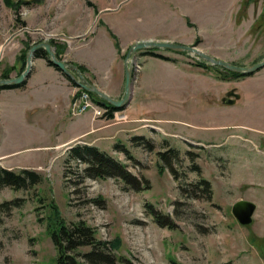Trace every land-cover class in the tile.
I'll return each mask as SVG.
<instances>
[{"label": "rangeland", "instance_id": "obj_1", "mask_svg": "<svg viewBox=\"0 0 264 264\" xmlns=\"http://www.w3.org/2000/svg\"><path fill=\"white\" fill-rule=\"evenodd\" d=\"M124 1L0 0V49L6 44L0 57V80L20 77L30 49L46 42L58 60L70 65L76 75L81 67L86 81L95 84L93 71L72 61L71 50L74 44L88 43L89 36L104 24V14L119 11L141 25L148 24L155 36L195 46L230 64L245 67L264 60V0H130L115 11ZM107 9L113 11L100 14ZM130 48L122 58L132 72V98L109 112L106 121L93 116L95 132L53 150L45 163L39 152H25L14 160L20 167L3 164L10 165L12 160L0 161L7 170L28 169L42 178L27 190H0V205L19 201L10 212L0 210V264H57V250L49 236V226L57 219L68 224L85 220L99 239L120 240L118 264H126L123 259L131 264H264V67L237 76L190 52L153 48L131 57ZM150 51L176 55L196 66L201 75L168 70L164 76L183 83L195 81L200 88L172 89L170 106L160 100L154 103L155 109L164 108L163 115L170 112L172 120L162 121L156 118L161 111L151 110L154 117L145 115L147 120L133 122L131 105L141 83L142 56H153ZM31 73L32 69L24 85ZM15 85L20 84L2 86L0 92L19 88ZM125 88L126 81L121 97L112 98L123 99ZM87 92L93 99L99 97ZM233 92L239 94L238 104L228 105L224 101L235 99ZM99 98L103 103L99 105H108ZM191 102L197 107L195 113L186 112L194 108ZM76 146L96 147L109 154L133 175L146 179L149 189L133 190L113 177H85L84 164L66 165L69 150ZM201 178L211 182V200L197 190ZM98 199L102 201L95 202ZM243 200L256 205L248 225L239 223L232 211ZM148 204L170 216L176 228L159 225L148 213Z\"/></svg>", "mask_w": 264, "mask_h": 264}, {"label": "crops", "instance_id": "obj_2", "mask_svg": "<svg viewBox=\"0 0 264 264\" xmlns=\"http://www.w3.org/2000/svg\"><path fill=\"white\" fill-rule=\"evenodd\" d=\"M120 12L104 14V24L97 28L94 35L89 36L88 43L82 46L74 44L71 50L72 61L92 70L95 74L94 83L111 97H121L123 93L126 62L122 55L132 45L150 40L180 42L155 36L148 24L141 25L133 18L120 15ZM161 54L173 61L141 55L143 72L141 83L132 100L133 122L147 120L148 118L143 119L145 115L154 117L155 110L162 113L156 118L162 121L172 120L170 112L163 115L164 108L157 110L154 103L160 100L170 106L172 89L182 92L186 91L189 85L200 88L195 81L194 84L191 80L183 83L179 79L170 80L171 77L164 76V72L168 70L183 76H193L192 73L196 75L200 72L194 69L196 66L176 55L163 52ZM79 90L80 87L68 81L61 72L50 66L47 60L36 56L32 73L25 85L0 92V161L12 160L10 165L3 164L9 168L20 167L16 162L18 157L25 152H39L42 154L41 160L45 163L50 160L53 150H58L60 146L68 147L95 132L96 120L91 112L79 117L72 116L71 104L78 96ZM190 108L193 109L186 112H196L197 107L192 102ZM132 131L134 129L129 132Z\"/></svg>", "mask_w": 264, "mask_h": 264}, {"label": "trees", "instance_id": "obj_3", "mask_svg": "<svg viewBox=\"0 0 264 264\" xmlns=\"http://www.w3.org/2000/svg\"><path fill=\"white\" fill-rule=\"evenodd\" d=\"M22 24L25 25V23ZM150 53H152L154 57L166 61L172 60L171 58L162 54L153 53V51H150ZM35 56L47 59L48 63L51 66H54V64L49 60L48 53L45 49L41 48L36 50ZM55 68L59 70L57 67ZM78 71L80 74L83 73V69L81 67H78ZM235 75L244 76V74L238 73H235ZM67 79L70 80L74 85L79 86L75 81H72L68 77ZM23 85L24 83L15 85L14 87H22ZM94 100L98 104H103L99 97L94 96ZM109 108L111 110L110 112L119 110L118 108L110 105ZM121 148L126 153V155H128V158H133L127 148ZM161 156L163 157V160L166 162L168 161L166 152L161 153ZM71 162H79L85 165L83 170L85 177L96 180L113 177L121 180L128 188L137 191L146 190L150 187L146 179L138 178L137 176L133 175L130 171H128L127 167L123 165V163L117 161L114 157L102 152L96 147H73L68 152L66 165L69 166ZM68 171H65L66 177L69 175ZM176 178L179 179L177 176ZM41 180L42 178L38 173L28 169L14 172L0 167V190L5 187H10L15 191L27 190L38 185ZM197 190L200 191L204 197H207L209 200L212 199V185L208 180L201 178L197 184ZM198 195L199 194L196 191L195 196ZM99 200L100 199L96 200L95 202H99ZM39 201L42 202V198L39 199ZM17 206H19L18 200L4 202L0 205V210L10 212L13 207ZM147 209L148 213L153 216L154 220L159 225L170 229L176 228V223L173 221V219H171L170 216L160 213L151 204H148ZM54 215L57 218L58 213L56 210ZM54 222H56V220ZM49 234L57 250V264H118L121 262V259L117 255V252L121 246L120 240L114 239L112 241H105L99 239L97 237L96 230L85 220H78L77 222L68 224L61 222L60 219H57L55 225L49 226ZM81 249L86 250L81 251ZM123 262H126V264H131L130 261L126 259H123Z\"/></svg>", "mask_w": 264, "mask_h": 264}, {"label": "water", "instance_id": "obj_4", "mask_svg": "<svg viewBox=\"0 0 264 264\" xmlns=\"http://www.w3.org/2000/svg\"><path fill=\"white\" fill-rule=\"evenodd\" d=\"M128 1H130V0H126L123 3H121L115 11L122 8V6ZM112 11L113 10L107 9V10L102 11L100 14L108 13V12H112ZM62 36H64V35H62ZM7 43H9V41ZM5 45H3V47L0 49V57L3 54V49H4ZM41 48H45L47 50L52 63L55 66L59 67L65 75H67L73 81H75L82 89L97 94L99 97H101L103 100H105L104 103H107L108 105H112L114 107L119 108V107H122L124 104H126L132 98V83H131L132 82L131 81L132 80V72H131L129 65L126 64V69H125V81H126L125 97L123 99H121L120 101H118V100L110 97L107 93L102 91L95 84L86 81L85 77L82 74L78 73L76 75L73 72L70 65H67L66 63H64V62H62L56 58L55 53L52 50V46L46 42L35 45L30 49L28 56H27V67L20 77L14 78V79H2V80H0V87L5 86V85L23 83L25 81L26 77L29 75L31 69H32L33 59H34L36 50L41 49ZM153 48L162 49V50H169V51H173V52H190V53H193V54L205 59L206 61H208L209 63H211L213 65L221 66V67L225 68L226 70H228L229 72H235L238 74L246 75V74L255 73V72L259 71L262 67H264V60L253 65V66L241 67V66L230 64L229 62L221 60V59H216L213 56L205 53L204 51H202L201 49H199L195 46H186V45H182V44H178V43L160 42V41H154V40L141 41V42L134 44L130 48L129 55L131 57H134L135 54L139 50H148V49H153ZM127 62H128V60H127ZM75 69L77 70V68H75ZM231 95L235 99L226 98L224 102L228 105L235 104L236 99L239 98V94H237V93L233 92V93H231ZM232 211H233L235 218L239 221V223H241L243 225H248V224H251L253 222V216H254L255 211H256V205L250 201H244L243 200V201L237 202L233 206Z\"/></svg>", "mask_w": 264, "mask_h": 264}, {"label": "built area", "instance_id": "obj_5", "mask_svg": "<svg viewBox=\"0 0 264 264\" xmlns=\"http://www.w3.org/2000/svg\"><path fill=\"white\" fill-rule=\"evenodd\" d=\"M87 112H91L94 118L104 119L106 121L110 111H101V109L95 108V100L91 98L87 91L82 90L81 94L77 96L71 104V113L72 115H79ZM115 117L118 119L120 116L116 115ZM120 119L126 120L125 118L121 117Z\"/></svg>", "mask_w": 264, "mask_h": 264}, {"label": "bare ground", "instance_id": "obj_6", "mask_svg": "<svg viewBox=\"0 0 264 264\" xmlns=\"http://www.w3.org/2000/svg\"><path fill=\"white\" fill-rule=\"evenodd\" d=\"M139 68V67H138ZM136 70V69H135ZM141 70V69H140ZM140 73V72H139ZM135 82V81H134ZM95 108L101 109V111H111L108 105H99L95 101Z\"/></svg>", "mask_w": 264, "mask_h": 264}]
</instances>
